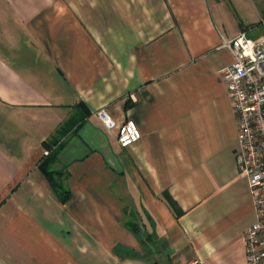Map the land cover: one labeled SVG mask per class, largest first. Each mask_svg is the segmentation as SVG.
<instances>
[{
  "label": "crops",
  "instance_id": "1",
  "mask_svg": "<svg viewBox=\"0 0 264 264\" xmlns=\"http://www.w3.org/2000/svg\"><path fill=\"white\" fill-rule=\"evenodd\" d=\"M263 18L264 0H0V264H247L221 44ZM99 108L141 139L121 148Z\"/></svg>",
  "mask_w": 264,
  "mask_h": 264
},
{
  "label": "built area",
  "instance_id": "2",
  "mask_svg": "<svg viewBox=\"0 0 264 264\" xmlns=\"http://www.w3.org/2000/svg\"><path fill=\"white\" fill-rule=\"evenodd\" d=\"M221 48L233 58L220 74L237 124L238 174L248 183L256 214L255 222L243 235L245 257L247 264H264V36L249 39L242 31L234 38H223ZM94 116L108 132L114 133L121 148L141 139L132 120L117 123L105 108L97 109Z\"/></svg>",
  "mask_w": 264,
  "mask_h": 264
},
{
  "label": "trees",
  "instance_id": "3",
  "mask_svg": "<svg viewBox=\"0 0 264 264\" xmlns=\"http://www.w3.org/2000/svg\"><path fill=\"white\" fill-rule=\"evenodd\" d=\"M264 21V18H263ZM53 142H44L43 146L48 151V155L45 156L39 168L43 173L44 177L47 179L52 189L56 193L59 201L63 204L70 200V192L64 186L65 173L55 170L53 165L56 160V155L51 150Z\"/></svg>",
  "mask_w": 264,
  "mask_h": 264
},
{
  "label": "rangeland",
  "instance_id": "4",
  "mask_svg": "<svg viewBox=\"0 0 264 264\" xmlns=\"http://www.w3.org/2000/svg\"><path fill=\"white\" fill-rule=\"evenodd\" d=\"M238 11H239V10H238ZM239 14H240L241 17H245V16H243V14H241L240 12H239ZM246 18L249 20L251 17L248 16V17H246Z\"/></svg>",
  "mask_w": 264,
  "mask_h": 264
}]
</instances>
